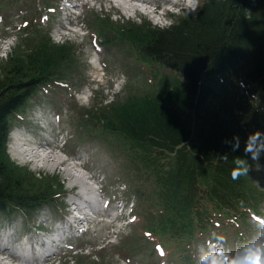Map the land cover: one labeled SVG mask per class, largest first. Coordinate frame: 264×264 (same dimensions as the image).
Here are the masks:
<instances>
[{
  "label": "rangeland",
  "instance_id": "obj_1",
  "mask_svg": "<svg viewBox=\"0 0 264 264\" xmlns=\"http://www.w3.org/2000/svg\"><path fill=\"white\" fill-rule=\"evenodd\" d=\"M65 1L71 0H0V40L11 46L0 59V86L18 66L25 72L31 65L30 75L57 79L38 88L10 117V130L14 136L21 130L26 141L33 140L29 135L44 137L35 123L40 110L50 114L44 119L48 136L54 140L61 130L66 141L62 160L39 171L4 154L6 174L0 180L25 196L18 199L23 207L8 206L0 213L1 228L12 222L18 230L9 242L35 241L46 226L55 227L50 234L60 241L54 242L58 251L51 256L52 249L38 251L37 261L32 259L36 264H204L201 256L212 241L216 249L231 253L249 243L264 244V96L234 85L207 86L185 96L175 74L140 55L146 35L160 29L151 21L162 13L157 20L138 14L127 21L104 1V10L85 11L73 26L60 9ZM207 1L200 0L198 8ZM162 2L146 0L141 6L151 11ZM236 92L240 100L234 104ZM54 114L58 122L51 119ZM254 132L260 135L245 152ZM65 154L80 162L82 180L65 175L62 168L72 164L63 160ZM238 157L247 172L233 180L230 172ZM180 162L183 169L176 176ZM92 176L99 205L89 199L96 217L80 232L70 223L71 204L84 196L81 183L87 185ZM247 186L254 187L252 202L242 198ZM35 196L42 197L35 206L21 200ZM122 201L131 205L134 217L129 224L123 221L116 234L113 219L122 217Z\"/></svg>",
  "mask_w": 264,
  "mask_h": 264
},
{
  "label": "trees",
  "instance_id": "obj_2",
  "mask_svg": "<svg viewBox=\"0 0 264 264\" xmlns=\"http://www.w3.org/2000/svg\"><path fill=\"white\" fill-rule=\"evenodd\" d=\"M146 37L140 55L176 73L182 79L185 96L207 86L228 85L264 96V0H209L193 17L182 18L170 28L153 29ZM20 67L8 73L9 80L0 86V175L6 174L3 147L11 113L37 87L53 78L42 73L30 75L31 65L25 72ZM239 100L236 92L231 101L236 104ZM180 169H183L181 162L176 176ZM247 187L242 198L252 202L254 187ZM21 197L25 196L11 191L4 179L0 180L1 213H6L8 206L23 207L18 201ZM41 198L21 200L35 206Z\"/></svg>",
  "mask_w": 264,
  "mask_h": 264
},
{
  "label": "clouds",
  "instance_id": "obj_3",
  "mask_svg": "<svg viewBox=\"0 0 264 264\" xmlns=\"http://www.w3.org/2000/svg\"><path fill=\"white\" fill-rule=\"evenodd\" d=\"M200 5V0H183L184 11L178 8H172L167 6V11L158 21H151L154 27L161 29L170 28L176 21L173 17L186 15L188 12H195ZM171 13V15H169ZM11 50V46L7 44V41L0 40V59L7 57L8 52ZM259 132H254L247 137L245 144V152H250L252 149L251 141L254 137L259 136ZM224 160L227 159V154L222 157ZM252 158L256 159L255 153L252 154ZM233 163L236 165L231 169V177L233 180L238 179L241 176L246 175L247 164L241 158H236ZM0 264H11V261L0 256ZM233 264H264V248L260 246H247L243 252L241 258L235 260Z\"/></svg>",
  "mask_w": 264,
  "mask_h": 264
},
{
  "label": "bare ground",
  "instance_id": "obj_4",
  "mask_svg": "<svg viewBox=\"0 0 264 264\" xmlns=\"http://www.w3.org/2000/svg\"><path fill=\"white\" fill-rule=\"evenodd\" d=\"M127 2H131V1H140V0H126ZM106 26V25H105ZM74 50H75V48L74 47H72L71 49H70V54H71V56H73L74 55ZM95 82H102L101 80H98V81H95ZM43 159H47L48 161H50V162H53V163H55V162H57L58 160L55 158V157H53V156H51V155H49V153H47L46 155H41L40 156V158H39V160H43ZM69 165V164H68ZM64 172H66L65 173V175H67V174H69L71 177H73L74 179H73V181L74 182H78V181H80V180H82V178H83V173H80V172H77V171H74L73 170V167H66V168H64ZM75 172V173H74ZM89 184H92V183H89ZM88 184H87V186H86V184L84 185V184H82L81 183V189H82V191H83V193H85V190H88ZM85 189V190H84ZM97 200H98V198H97ZM99 204V203H98ZM98 208H100L99 206H95L94 207V209L95 210H97ZM23 260L25 261V262H27V263H29L30 261L28 260V259H25V258H23ZM29 264H31V263H29Z\"/></svg>",
  "mask_w": 264,
  "mask_h": 264
}]
</instances>
